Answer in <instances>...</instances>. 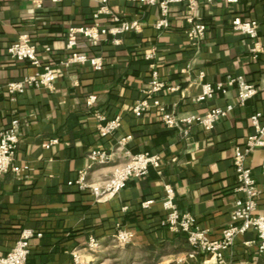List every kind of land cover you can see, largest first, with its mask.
Segmentation results:
<instances>
[{
  "label": "crops",
  "instance_id": "1",
  "mask_svg": "<svg viewBox=\"0 0 264 264\" xmlns=\"http://www.w3.org/2000/svg\"><path fill=\"white\" fill-rule=\"evenodd\" d=\"M237 1L199 0L192 11L175 3L169 10L171 26L156 30L157 5L107 0L122 19L136 18L142 26L138 32H124L118 44L107 38L93 45L77 36L78 50L102 57L104 66L95 71L87 64L63 62L68 29L91 23L100 0H42L38 8L31 0H0V130L12 118H18L20 126L12 163L17 170L9 169L0 178L2 250H10L29 228L33 235L27 264H70L73 254L85 264H264L253 230L237 235L222 262H217L202 252L190 256L184 233L161 223L165 183L173 187L178 208L195 218L208 239L219 238L231 223L232 203L241 196L234 187L233 151L252 131L248 116L264 111V0ZM190 16L206 25L204 38L187 36ZM234 16L257 20L261 49L256 58L250 51L252 40L232 29ZM97 22L110 23L107 15ZM22 33L29 36L38 56L52 65L56 74L52 91L42 86H28L22 94L6 91L7 82L38 70L7 53ZM151 65L166 84L157 98L176 116L234 102L235 86L226 94L196 101L203 82L240 75L256 85L258 93L243 106L236 105L211 130L194 125L183 134L164 125L151 100L141 116L132 111L145 97ZM91 95L95 99L89 105ZM116 115L120 127L101 135L100 125ZM126 134L131 137L120 148L118 139ZM52 138L56 143L44 145ZM95 148L105 150L110 160L102 164L88 158ZM144 151L160 155L161 165L150 168L144 178L129 179L109 198L97 200L92 191L74 184L79 171L88 182H102L129 153ZM263 162L264 146L253 149L246 160L260 189L259 212L264 211ZM145 199L152 202L143 207ZM119 227L133 232L129 244L114 240ZM89 237L99 243L95 250L88 247Z\"/></svg>",
  "mask_w": 264,
  "mask_h": 264
},
{
  "label": "built area",
  "instance_id": "2",
  "mask_svg": "<svg viewBox=\"0 0 264 264\" xmlns=\"http://www.w3.org/2000/svg\"><path fill=\"white\" fill-rule=\"evenodd\" d=\"M34 7H41L42 0H31ZM51 2H59L62 0H50ZM130 2H138L145 6H158L159 17L154 24L157 30L168 29L171 26L169 20L170 6L175 3L185 4L189 11L195 10L199 0H128ZM212 2L214 0H203ZM227 3H237V0H222ZM101 15L109 17V24L103 25L97 22ZM92 22L89 24L72 26L68 29L66 36V59L63 62L66 66L73 64H87L93 70H101L104 66L103 59L100 56L87 54L77 48V36L81 35L93 45H97L103 39H110L112 43L120 42L119 36L124 32H138L142 26L141 21L136 18H121L116 12L111 10L107 5V0H100L99 6L92 13ZM189 27L186 30L187 36L193 39H202L206 31V25L203 22H195L192 17H188ZM231 27L234 31L240 34H245L252 40L250 51L253 57L256 58L260 52L261 45L258 40V22L256 19H244L239 16H234L231 20ZM49 48L46 47V51ZM7 53L10 57L17 61H28L38 70L32 74H25L19 80H12L6 83V91L11 94H22L26 87H44L49 91L54 89L53 84L56 74L51 64L45 63L38 56L37 49L30 41L27 34L22 33L18 39L10 44L7 48ZM153 54L148 53L147 57H152ZM150 79L147 87L144 89L145 97L137 101L132 111L134 115L141 116L150 105L148 100H151V105L155 106L160 115L161 121L166 127L179 129L183 134H188L192 126L198 125L204 130H211L221 118L229 114L236 105L243 106L247 99L253 98L258 93V88L253 83L247 81L245 77L240 75H228L224 81H216L215 83L203 82L201 84V92L195 97L196 101H206L212 98L215 94H226L230 87L237 88V94L234 102H228L224 107L211 106L203 113H190L176 116L172 111L166 109L160 103L157 96L159 92L166 88L165 81L160 78V73L153 65L150 68ZM204 73L200 72V77ZM174 90V87H169ZM95 95L89 96L87 104H92ZM252 131L247 135L245 142L242 145L234 147L233 155V170H235V190L241 193V196L234 199L231 210V223L222 229L219 238L208 239L205 230L196 225L195 218L187 212H182L175 202V191L169 183L163 185L164 194L161 199V206L164 209V216L161 223L167 225L174 232H184L187 236L189 244L193 250L190 256L195 253L202 252L209 259L222 262L223 252L231 247L235 237L242 235L248 230H253L255 233V245L257 252L264 256V211H258L257 199L260 195V189L257 186L252 170L247 165L246 160L250 152L264 146V111H254L249 116ZM120 116L116 115L104 124L100 125L99 132L101 135H109L120 127ZM19 120L12 118L7 127L0 130V178L9 171V169L17 170L13 166V157L18 146ZM131 137L130 134L122 136L118 140L119 147L127 144ZM56 138L50 139L44 145L56 143ZM129 158L122 164L113 166L111 175L102 182H88L84 171H79L74 184L79 189H88L92 191L97 200L109 198L119 192L127 185L131 178H144L150 168H158L161 165L162 158L156 153L147 151L129 153ZM88 158L98 163H107L110 160L109 154L103 149H93L89 152ZM262 174H264V162L261 165ZM152 199H145L141 203L143 207L148 206ZM33 235L31 229L22 230L18 239L14 242L10 250L4 251L0 246V264H27L29 254V238ZM40 235V233H38ZM133 232L129 229L119 227L114 233V240L120 245H126L131 242ZM248 243V242H247ZM95 238L89 237L88 247L95 250L98 246ZM70 264H85L77 254H73Z\"/></svg>",
  "mask_w": 264,
  "mask_h": 264
},
{
  "label": "trees",
  "instance_id": "3",
  "mask_svg": "<svg viewBox=\"0 0 264 264\" xmlns=\"http://www.w3.org/2000/svg\"><path fill=\"white\" fill-rule=\"evenodd\" d=\"M180 232H182V231H180ZM179 232V233H180ZM182 233H184V232H182ZM184 238L187 240V242H188V244H189V241H188V239H187V236H186V234L184 233ZM189 246H190V248H191V250H193V248H192V246L189 244Z\"/></svg>",
  "mask_w": 264,
  "mask_h": 264
}]
</instances>
